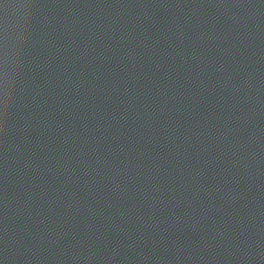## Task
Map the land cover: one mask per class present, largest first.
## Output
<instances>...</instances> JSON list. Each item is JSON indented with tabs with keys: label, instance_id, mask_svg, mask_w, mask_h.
Returning a JSON list of instances; mask_svg holds the SVG:
<instances>
[{
	"label": "water",
	"instance_id": "1",
	"mask_svg": "<svg viewBox=\"0 0 264 264\" xmlns=\"http://www.w3.org/2000/svg\"><path fill=\"white\" fill-rule=\"evenodd\" d=\"M0 264H264V0H0Z\"/></svg>",
	"mask_w": 264,
	"mask_h": 264
}]
</instances>
